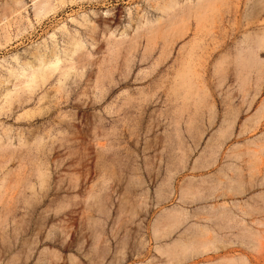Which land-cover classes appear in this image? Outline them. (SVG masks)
<instances>
[{
    "label": "rangeland",
    "instance_id": "1",
    "mask_svg": "<svg viewBox=\"0 0 264 264\" xmlns=\"http://www.w3.org/2000/svg\"><path fill=\"white\" fill-rule=\"evenodd\" d=\"M36 2L0 0V264H264V0Z\"/></svg>",
    "mask_w": 264,
    "mask_h": 264
},
{
    "label": "bare ground",
    "instance_id": "2",
    "mask_svg": "<svg viewBox=\"0 0 264 264\" xmlns=\"http://www.w3.org/2000/svg\"><path fill=\"white\" fill-rule=\"evenodd\" d=\"M35 2L37 0H34ZM61 1V0H60ZM190 2H192V4L194 5L195 0H190ZM192 6V5H191ZM58 5L54 2V0H40L39 2L35 3V10L37 13V16H43V15H47L48 13L52 12V11H56V9H58ZM169 10H173V9H169ZM79 46V45H77ZM59 62V61H57ZM57 62H55V64H57ZM21 75L25 76V73L23 72ZM47 72L44 71V68H40L39 71H37L36 73L33 74L32 76V80L31 81H36L39 78H43L46 80V76ZM16 94H12L11 92L7 93L6 97H7V101L11 102V100L13 99V97Z\"/></svg>",
    "mask_w": 264,
    "mask_h": 264
},
{
    "label": "crops",
    "instance_id": "3",
    "mask_svg": "<svg viewBox=\"0 0 264 264\" xmlns=\"http://www.w3.org/2000/svg\"><path fill=\"white\" fill-rule=\"evenodd\" d=\"M187 244H184L182 248H185L184 251H186V248L188 249V246L186 247Z\"/></svg>",
    "mask_w": 264,
    "mask_h": 264
}]
</instances>
